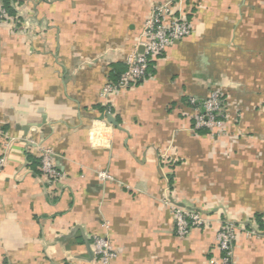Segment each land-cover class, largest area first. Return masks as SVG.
Here are the masks:
<instances>
[{
	"label": "crops",
	"instance_id": "obj_1",
	"mask_svg": "<svg viewBox=\"0 0 264 264\" xmlns=\"http://www.w3.org/2000/svg\"><path fill=\"white\" fill-rule=\"evenodd\" d=\"M169 1L7 0L17 29H0V264H101L102 237L109 264H207L223 221L244 226L231 264H264V0H182L191 34L111 105L99 97ZM212 91L222 136L193 127L190 100ZM40 149L61 182L29 162ZM166 199L208 226L177 237Z\"/></svg>",
	"mask_w": 264,
	"mask_h": 264
},
{
	"label": "built area",
	"instance_id": "obj_2",
	"mask_svg": "<svg viewBox=\"0 0 264 264\" xmlns=\"http://www.w3.org/2000/svg\"><path fill=\"white\" fill-rule=\"evenodd\" d=\"M182 0H171L151 9L143 22L142 30L136 39L134 50L127 56L125 71L113 84L107 83L101 89L99 97L105 106L111 105L113 98L120 93L133 89L148 76L149 64L162 57L166 49L175 42L181 41L191 34V25L182 12ZM17 29V19L11 15L3 0H0V29ZM141 49V51H139ZM195 112L194 129L207 130L216 136L224 134L227 120L225 104L220 91H212L203 101L190 100ZM39 171L41 175L52 183H59L62 175L55 165L54 155L50 150L40 149ZM5 160L0 158V170ZM100 180H110L106 173L98 174ZM165 204L171 207L174 221V231L177 237L184 238L193 230L203 229L209 224V217L205 213ZM239 230L244 231L242 224L234 225L223 221L216 233L215 246L219 257L209 259L207 264H231L233 259V244ZM92 251L101 264H109L116 258L117 253L112 249L104 237L96 238L92 242Z\"/></svg>",
	"mask_w": 264,
	"mask_h": 264
},
{
	"label": "trees",
	"instance_id": "obj_3",
	"mask_svg": "<svg viewBox=\"0 0 264 264\" xmlns=\"http://www.w3.org/2000/svg\"><path fill=\"white\" fill-rule=\"evenodd\" d=\"M3 2H4V4H5V6L7 7L9 13L11 14V12H10V10H9V7L6 5L7 0H3ZM11 15H12V14H11ZM154 62H155V61H153V62H151V63L149 64L148 71H149L150 68L153 66ZM125 69H126V65H125V68H124V70L122 71V73L125 71ZM122 73H120V74L118 75L117 79L119 78V76H120ZM116 81H117V80H116ZM116 81H115V82H116ZM115 82H114V83H115ZM111 84H113V83H111ZM28 158H29V162H30L34 167H36V168L38 169V173H39V172H40V171H39V166H40L39 158H32V157H30V156H29Z\"/></svg>",
	"mask_w": 264,
	"mask_h": 264
},
{
	"label": "water",
	"instance_id": "obj_4",
	"mask_svg": "<svg viewBox=\"0 0 264 264\" xmlns=\"http://www.w3.org/2000/svg\"><path fill=\"white\" fill-rule=\"evenodd\" d=\"M140 51H141V49H140ZM104 117L106 118V120H107L109 123H112V124L115 125V122L113 121V119H111V117H109L108 115H105Z\"/></svg>",
	"mask_w": 264,
	"mask_h": 264
}]
</instances>
